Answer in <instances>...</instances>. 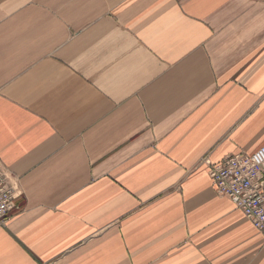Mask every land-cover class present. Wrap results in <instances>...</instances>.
<instances>
[{"label": "crops", "instance_id": "1", "mask_svg": "<svg viewBox=\"0 0 264 264\" xmlns=\"http://www.w3.org/2000/svg\"><path fill=\"white\" fill-rule=\"evenodd\" d=\"M264 147V0H0V264H264L208 166Z\"/></svg>", "mask_w": 264, "mask_h": 264}, {"label": "built area", "instance_id": "2", "mask_svg": "<svg viewBox=\"0 0 264 264\" xmlns=\"http://www.w3.org/2000/svg\"><path fill=\"white\" fill-rule=\"evenodd\" d=\"M199 164L208 166L215 193L228 197L255 229L264 232V147L225 156L218 164L206 155ZM22 193L18 179L0 162V225Z\"/></svg>", "mask_w": 264, "mask_h": 264}]
</instances>
